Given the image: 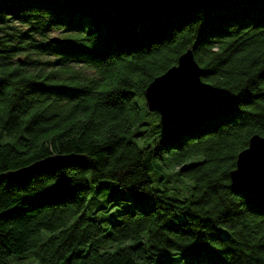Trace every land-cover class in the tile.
<instances>
[{"label": "trees", "instance_id": "1", "mask_svg": "<svg viewBox=\"0 0 264 264\" xmlns=\"http://www.w3.org/2000/svg\"><path fill=\"white\" fill-rule=\"evenodd\" d=\"M187 48L216 96L174 123L150 111L147 145L142 91ZM251 134L264 137L263 0L147 23L81 0H0V264H264V198L227 176ZM59 154L82 158L5 177ZM101 180L119 196L86 208ZM101 236L134 243L90 244Z\"/></svg>", "mask_w": 264, "mask_h": 264}, {"label": "water", "instance_id": "2", "mask_svg": "<svg viewBox=\"0 0 264 264\" xmlns=\"http://www.w3.org/2000/svg\"><path fill=\"white\" fill-rule=\"evenodd\" d=\"M84 4L106 8L130 23H147L172 15H186L209 4L233 0H81ZM264 1V0H263ZM57 42V37H50ZM201 68L194 61L191 50L180 53L175 64L153 77L144 87L142 97L148 111L156 112L162 123H174L206 107L216 91L200 80ZM72 154L49 155L28 165L8 171L5 177L24 179L32 174L63 167L80 161ZM230 187L239 192L264 198V137L251 134L246 146L235 155L234 166L227 173Z\"/></svg>", "mask_w": 264, "mask_h": 264}, {"label": "rangeland", "instance_id": "3", "mask_svg": "<svg viewBox=\"0 0 264 264\" xmlns=\"http://www.w3.org/2000/svg\"><path fill=\"white\" fill-rule=\"evenodd\" d=\"M56 33H50V37H57ZM142 108H144V110L146 112H144V110H141V114H143L144 119L143 121L146 123V125L144 127H148V132L146 133L145 137L146 139V144L147 145H151V133L155 132L157 130H159V128L154 129L152 128L153 124L157 123V119L156 117L150 113V111H147L145 108L144 103L142 102ZM142 140H138L136 141V144H141ZM150 175V173H149ZM116 186V182L112 181V180H101L98 183H96L95 185L92 184H88L89 190H88V194L86 196V200H85V207L88 208L91 205H95L98 203L102 204L105 200H107L110 197L119 196V192L117 191H112L109 194L108 191L111 187ZM96 187L98 188V190H96ZM131 192V190H129ZM96 219L99 220L100 224L103 226L105 224H109L110 222H114L117 220V217L115 216L114 213H109V214H105V215H101L98 214L96 216ZM219 229H224L222 227H218ZM134 242L132 241H124V242H120V243H111L106 237L101 236L95 240H91L90 244L92 245H97V246H101V247H110V249H114V248H118L119 246H126V245H131ZM24 264H38L37 261L35 259H32L31 262H25Z\"/></svg>", "mask_w": 264, "mask_h": 264}]
</instances>
